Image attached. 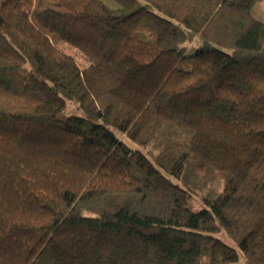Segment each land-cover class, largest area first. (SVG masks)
Masks as SVG:
<instances>
[{
	"label": "trees",
	"instance_id": "16d2710c",
	"mask_svg": "<svg viewBox=\"0 0 264 264\" xmlns=\"http://www.w3.org/2000/svg\"><path fill=\"white\" fill-rule=\"evenodd\" d=\"M110 1L0 0V264H264L257 0Z\"/></svg>",
	"mask_w": 264,
	"mask_h": 264
},
{
	"label": "rangeland",
	"instance_id": "374dc122",
	"mask_svg": "<svg viewBox=\"0 0 264 264\" xmlns=\"http://www.w3.org/2000/svg\"><path fill=\"white\" fill-rule=\"evenodd\" d=\"M102 1H104L110 8L116 7V5L110 0H102ZM257 2L258 3L252 9V15L257 20H259L260 22H262V21L264 22V0H257ZM199 45H200V43L198 41L193 42V44L188 47L186 54L189 55V54L193 53V51L195 50L194 47H198ZM64 48H66L65 51L68 54H70V56L74 59V61H76L78 63L79 67L81 69H83L84 68V62H83V60L80 59L78 53L73 52L70 48H68L66 46ZM122 139L127 146L132 147V148L137 149V150H140L141 152H144V153L146 152L145 149H141L138 146H135L131 141L126 140V138H122ZM191 206L193 207L194 210L195 209L200 210V209L204 208V205H202L197 200H193L191 202ZM218 238L220 239L221 242H225L227 245H229L234 250L236 249L235 243L231 242L224 234L218 236ZM235 264H244L243 259L240 258V260Z\"/></svg>",
	"mask_w": 264,
	"mask_h": 264
}]
</instances>
